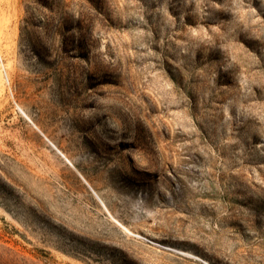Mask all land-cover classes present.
<instances>
[{"label": "rangeland", "instance_id": "rangeland-1", "mask_svg": "<svg viewBox=\"0 0 264 264\" xmlns=\"http://www.w3.org/2000/svg\"><path fill=\"white\" fill-rule=\"evenodd\" d=\"M0 264H264V0H0Z\"/></svg>", "mask_w": 264, "mask_h": 264}]
</instances>
